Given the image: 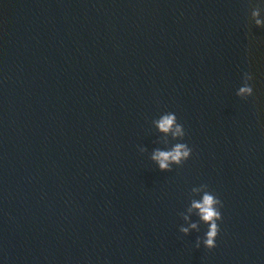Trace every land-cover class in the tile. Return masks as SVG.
<instances>
[{
    "label": "water",
    "instance_id": "obj_1",
    "mask_svg": "<svg viewBox=\"0 0 264 264\" xmlns=\"http://www.w3.org/2000/svg\"><path fill=\"white\" fill-rule=\"evenodd\" d=\"M0 264H264V0H0Z\"/></svg>",
    "mask_w": 264,
    "mask_h": 264
},
{
    "label": "clouds",
    "instance_id": "obj_2",
    "mask_svg": "<svg viewBox=\"0 0 264 264\" xmlns=\"http://www.w3.org/2000/svg\"><path fill=\"white\" fill-rule=\"evenodd\" d=\"M258 13H259V9L255 10L253 12V15L257 16ZM256 23L259 25L262 23V21L257 19ZM249 78L251 79L252 77ZM245 93H252V88L247 86L242 87L240 89V94H245ZM176 119L177 117L175 114L164 115L162 119L158 121V126L162 131L168 132L173 128ZM173 134L174 135L184 134L179 124H175V132ZM191 151H192L191 148L187 147L183 143H179L175 146V148L172 151L155 152L152 158L159 162V166L161 169H165L168 168L169 161H173L176 162L177 164H180L183 161L187 160L190 157ZM217 203H219L221 207L223 206L222 201H220L219 199H214L212 195L205 194L202 203L194 202L193 204L194 207L200 210L202 219L205 222H209V230L206 233L207 239L204 241V243L210 249L216 246V237L219 231L216 220L222 219L221 212L217 211L214 208V205ZM193 227H195V225H193ZM182 231L187 232V229H182Z\"/></svg>",
    "mask_w": 264,
    "mask_h": 264
}]
</instances>
